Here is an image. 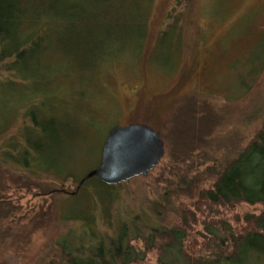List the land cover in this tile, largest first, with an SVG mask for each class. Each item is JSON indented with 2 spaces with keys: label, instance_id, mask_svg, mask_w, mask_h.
Wrapping results in <instances>:
<instances>
[{
  "label": "trees",
  "instance_id": "1",
  "mask_svg": "<svg viewBox=\"0 0 264 264\" xmlns=\"http://www.w3.org/2000/svg\"><path fill=\"white\" fill-rule=\"evenodd\" d=\"M154 1L0 0V103L3 99L5 104L0 109V119L4 128L20 125L11 132L14 137L6 141L7 147L2 148L0 166L3 168V163L9 161L12 168L7 167V177H18L21 191L37 188V194L48 199L56 193L71 198L85 196L80 189L88 187L95 191L93 207L87 203L78 213L64 215L59 209L63 203L55 206L58 219L78 220L90 233H61L49 243V250L36 256L34 264H243L254 253L264 254V110L243 119L238 129L214 137L211 133L215 132L218 118L208 110L210 107L194 115L195 121L181 118L190 117L194 106L193 99L185 98L170 116L172 123L182 127L171 130L174 133L165 154L167 162L153 179V183L162 181L157 200L146 199L135 208L129 203L132 209L127 207L130 213L124 215L119 210L116 188L127 179L106 184L90 176L71 191L48 189L38 182L45 173L75 178L71 170L60 172L57 167L59 156L55 149L61 143L57 140L68 137L60 138L61 126L55 120L53 107L42 102L38 93L29 92L33 78L42 72V67L57 85L67 82L64 78L68 75H79L91 79L101 95L106 89L100 81L102 72L109 65H118V61L133 64L142 59V65H146L147 53L150 62H156L157 58H150L152 54L169 48L178 62L185 48L179 28L190 19L191 0L181 5L182 0H168V8L152 19ZM263 61L264 57L260 65ZM175 66L178 69L179 65ZM246 71L247 68L245 77ZM243 83H238L242 90ZM1 89L7 94L3 95ZM108 106L114 112L111 104ZM261 106L264 109V96ZM3 129L0 136L5 134ZM1 168L0 175L6 180ZM15 168L27 175L23 177ZM136 176L143 175L130 178ZM90 181L97 185L91 186ZM0 185V208L8 211L14 207L5 217L15 223L21 221L26 213L17 208L13 190L4 189L11 188L8 184ZM95 199L98 203H94ZM65 201L67 205L68 199ZM111 202L118 213L114 218L107 209ZM99 206L106 209L103 218L109 224L114 221L110 232H94V212L88 208ZM241 207L244 209L238 215ZM250 207L254 212L247 211ZM133 210L137 214H131ZM135 220L145 222V232H137Z\"/></svg>",
  "mask_w": 264,
  "mask_h": 264
},
{
  "label": "rangeland",
  "instance_id": "2",
  "mask_svg": "<svg viewBox=\"0 0 264 264\" xmlns=\"http://www.w3.org/2000/svg\"><path fill=\"white\" fill-rule=\"evenodd\" d=\"M184 1L186 2L182 0L179 5L184 4ZM167 3L168 0H155L151 18L154 19L165 11L169 5ZM189 18L187 24L179 28L182 32L181 44L185 48L183 54L179 55L178 62L173 59L169 48L158 49L152 54L150 58H157L156 62L153 59L150 62L147 53L146 65H142V59H136L133 64L118 61V65H109L102 72L100 81L105 84L106 89L101 95L87 77L68 75L64 78L67 82L57 85L46 67H42V72L33 78L34 84L32 87L30 85L29 92L38 93L42 96V102L53 107L55 120L61 126L60 138L68 137L63 141L57 140L61 142L55 149L59 156L57 167L60 172L71 170L75 179H62L52 173H45L40 175L38 182L48 186V189L64 188L65 191H71L76 179L96 165L100 145L108 128L127 122H148L147 125L158 132L163 153L157 164L145 175L129 178L117 186L119 210L124 215L130 213L128 208H135L139 202L144 203L149 198L157 200L162 181L153 183V179L167 162L165 154L170 138L173 139V131H179L182 127L181 124L172 123L170 116L185 98L193 99L194 106L189 112L190 117L182 115L181 118H186V122L195 121L194 115L203 114L204 110L210 107L208 110L213 111L218 118L215 132L211 133L214 137L238 129L243 119L246 120L251 114L264 110L261 106L264 96V61L260 65L264 57V0H191ZM255 57L258 61L253 60ZM158 58L161 60L158 61ZM176 64L180 70L176 68ZM173 66L175 70L171 71ZM245 68L248 75L246 77L243 74ZM253 71L256 72L250 79L249 75H252ZM69 77L73 78L69 80ZM242 81L244 90L238 84ZM124 83H129L130 86ZM1 93L7 94L2 89ZM109 104L114 112L110 110ZM4 106L1 99L0 109ZM3 123L0 119V130L4 128ZM17 126L20 125L16 123L11 128H4L5 134L0 136V156L2 148L7 147L6 141L14 137L11 132L16 131ZM33 136H39L40 140L45 139V143L48 142L41 135ZM219 154L216 153L217 156ZM3 164V168H0L4 169L3 176L7 177V167L12 168V165L7 160ZM15 169L22 172L20 168ZM22 174L23 177L27 175L24 171ZM1 179L0 175V184H8L11 187L4 189L8 192L13 190V200L17 201V208H22L21 211L26 213V216L15 223L14 219L10 221L5 217L6 214L9 216L12 213L14 207L11 206L8 211L0 208V264H34L36 256L49 250V243L61 233H90L89 229L81 227L78 220L65 222L58 219L55 206L58 202L59 205L63 203L58 208L64 215L78 213V209L87 203L93 207L95 191L91 190V187L85 191L80 189L81 194L85 196L71 198L56 193L53 199H48L37 194V191H40L37 188L27 192L21 191L18 177H7L6 180L2 179V182ZM91 183V186L97 185L94 181ZM102 194L104 196V193ZM67 199L68 206L64 203ZM96 199L94 203H98ZM129 203L132 208L128 206ZM173 203H176L175 199ZM252 208H247V211L254 212ZM90 209L94 212V232H110L114 221L109 219V224L107 219L103 218L106 209L100 206L97 209L88 208ZM107 209L113 218L118 215L114 203L111 202ZM242 209L244 207L239 209L238 215L242 213ZM99 214L102 215L101 219ZM131 214H137V210H133ZM135 222L138 225L137 232H145V222ZM131 230L135 228L132 227ZM243 264H264V254L254 253L253 257H249Z\"/></svg>",
  "mask_w": 264,
  "mask_h": 264
},
{
  "label": "water",
  "instance_id": "3",
  "mask_svg": "<svg viewBox=\"0 0 264 264\" xmlns=\"http://www.w3.org/2000/svg\"><path fill=\"white\" fill-rule=\"evenodd\" d=\"M163 153L158 132L143 122H127L108 128L99 149L96 165L76 181L75 189L92 176L113 184L132 176L144 175Z\"/></svg>",
  "mask_w": 264,
  "mask_h": 264
}]
</instances>
